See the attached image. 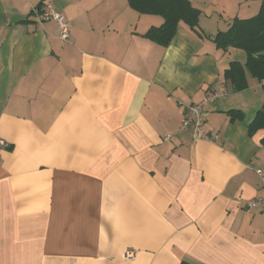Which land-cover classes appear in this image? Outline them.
<instances>
[{
	"label": "crops",
	"instance_id": "1",
	"mask_svg": "<svg viewBox=\"0 0 264 264\" xmlns=\"http://www.w3.org/2000/svg\"><path fill=\"white\" fill-rule=\"evenodd\" d=\"M191 2L198 30L162 45L145 34L163 16L128 0H0V264H264V211L246 208L264 195V128H248L264 86L246 69L236 90L225 71L247 54L214 42L264 0L215 22ZM221 85L197 138L187 106Z\"/></svg>",
	"mask_w": 264,
	"mask_h": 264
},
{
	"label": "trees",
	"instance_id": "2",
	"mask_svg": "<svg viewBox=\"0 0 264 264\" xmlns=\"http://www.w3.org/2000/svg\"><path fill=\"white\" fill-rule=\"evenodd\" d=\"M128 2L140 13L163 16L164 22L160 26L151 27L145 34L162 45H168L171 42L181 21L192 29L198 30L201 10L195 7L191 0H128ZM214 42L223 50L235 47L244 50L247 54L245 64L232 61L225 71V79L229 80L236 90H242L248 86L246 69L259 81L263 80L264 55H258V53L264 50V4L258 14L253 17L235 18L227 30L216 34ZM238 112L240 111L230 113ZM248 128L250 134L264 128V104ZM180 264L195 263L182 260Z\"/></svg>",
	"mask_w": 264,
	"mask_h": 264
},
{
	"label": "built area",
	"instance_id": "3",
	"mask_svg": "<svg viewBox=\"0 0 264 264\" xmlns=\"http://www.w3.org/2000/svg\"><path fill=\"white\" fill-rule=\"evenodd\" d=\"M40 18L42 20L56 21L61 39L68 40L70 38L72 23L61 12L54 10L51 5H47V8L40 13ZM260 83L264 86V79L261 80ZM222 94L223 85H221L220 89L209 93L202 103L188 105L187 114L182 122V127H192L195 137L209 139L210 137L206 133H203L205 120L208 116V112L204 110V105L215 101L217 98L221 97ZM8 147H10V143L0 138V152ZM256 172L259 176L261 185L264 188V167L257 168ZM246 208H258L261 211H264V195L249 199L246 202ZM126 256L133 257L134 251H128Z\"/></svg>",
	"mask_w": 264,
	"mask_h": 264
},
{
	"label": "rangeland",
	"instance_id": "4",
	"mask_svg": "<svg viewBox=\"0 0 264 264\" xmlns=\"http://www.w3.org/2000/svg\"><path fill=\"white\" fill-rule=\"evenodd\" d=\"M222 1H225V2H228V9L227 11H222L220 10L221 7H222V2L221 0H209L208 2V5H206L207 7L203 9L202 11V15L203 17L202 18H207L208 20H212V21H218V20H224V18L226 19L227 16H228V13L231 12L230 11V7L232 6H229L230 4V0H222ZM220 11H221V15H220ZM221 16V18H220ZM224 17V18H223ZM244 55H245V51H243Z\"/></svg>",
	"mask_w": 264,
	"mask_h": 264
},
{
	"label": "water",
	"instance_id": "5",
	"mask_svg": "<svg viewBox=\"0 0 264 264\" xmlns=\"http://www.w3.org/2000/svg\"><path fill=\"white\" fill-rule=\"evenodd\" d=\"M258 55H264V50L259 52Z\"/></svg>",
	"mask_w": 264,
	"mask_h": 264
}]
</instances>
